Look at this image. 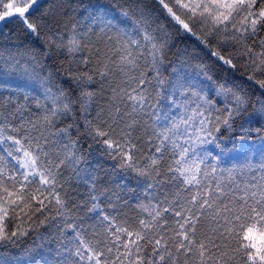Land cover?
Instances as JSON below:
<instances>
[{"label": "snow or ice", "instance_id": "1", "mask_svg": "<svg viewBox=\"0 0 264 264\" xmlns=\"http://www.w3.org/2000/svg\"><path fill=\"white\" fill-rule=\"evenodd\" d=\"M156 2L179 34L195 37L202 50L207 49L222 64L232 69L239 65L246 80L258 86L260 95L255 103L259 107L254 104L253 111L264 117V37L253 39L264 28V5L256 10L259 0ZM39 3L0 0V21L19 19L44 48L42 54L39 49L25 48L11 53L7 61L0 57V73L39 82L43 102L36 98V106L44 110L33 120L29 97L25 96L24 103L9 100L15 107L0 115V145H8L0 152L15 161V165L10 164L0 155V242H15L28 235L37 217L55 208L57 217L65 220L64 232L71 229L74 233L61 245L65 264H264V163L257 167L250 162L247 153L255 146L248 135L238 139L250 142H234L232 151H240L249 161L239 166L249 175L240 182L235 175L237 165L221 167L226 162L222 159L226 148L220 139L221 130H231L236 119L252 115L248 112L252 103L249 93L226 83L217 84L216 96L224 97V107L216 108L207 95H201L205 80L212 79L202 63L193 68L194 75L186 72L180 76L174 68V81L161 79L171 47L170 35L164 30L166 24L153 28L159 17L148 11H122L119 16L123 19L91 12L69 29L59 21L50 25L47 13L33 18ZM197 24L201 25L200 34L195 30ZM53 53L70 57L67 66L62 64L53 71L42 62ZM142 60L148 71H140ZM149 72L154 73L151 78ZM57 77L63 79L58 81ZM65 80L71 82L68 88L64 87ZM153 81L158 95L163 94L167 101L164 107L160 99L152 102ZM93 83L109 95L106 106L89 119L98 96L91 90ZM122 106L130 110L123 111ZM104 112L105 118L99 119ZM68 116L73 119L66 128L33 135ZM15 119L20 120L19 125H14ZM141 120L148 126L143 133L147 137L143 142L150 146L146 154H140L142 137L136 136ZM73 127L78 138L63 146L62 159L60 153L50 159L53 153L48 151V136H68ZM5 128L15 134L5 135ZM81 135L101 145L103 154L115 161L118 169L142 180L145 193L144 201L137 204L140 216L135 224L128 220L120 223L106 215L100 208V197L91 196L94 203L90 211L99 210V225H107L103 233L93 232L91 239L82 235L83 229L67 223V194L61 192L63 182L59 180L62 168H75L84 160L76 154ZM51 143H59V139ZM206 145H215L219 151H209ZM166 152L171 159L165 172L161 165ZM162 185L173 189L164 200L152 192ZM47 220H39V225ZM9 222H15L11 230Z\"/></svg>", "mask_w": 264, "mask_h": 264}, {"label": "trees", "instance_id": "2", "mask_svg": "<svg viewBox=\"0 0 264 264\" xmlns=\"http://www.w3.org/2000/svg\"><path fill=\"white\" fill-rule=\"evenodd\" d=\"M4 2H7V0H4ZM261 5H264V0H259L256 10H259ZM136 8L150 12L154 17H159L156 23L152 25L153 28L157 24L167 25L164 30L170 35L171 47L167 51L164 65L161 68V79L174 81L176 79V76L172 74L174 68L180 76H183L186 72L194 75L193 68L202 63L207 65V73L212 79L211 81L205 80L203 85L205 91L201 92V95H207V98L214 102L216 108L222 109L224 107V97L216 96L215 87L217 84L226 83L230 87L236 86L247 91L251 96L252 103L248 105V112L252 115L236 119L231 130L224 127L220 133V139L226 148L222 157L226 162L221 167L231 168L233 165H237L235 175L238 181L243 182L249 173L246 168L242 172L239 166L249 161L244 159V155L240 151H232L234 142L239 145L240 143L248 144L251 141L255 147L249 149L247 153L250 162L257 167L264 163V140L261 139V137H264V117L253 111L254 104L256 108L259 107L255 103L260 95L258 86L254 87L246 80L239 69V65L237 69H232L222 64L211 57L207 49L202 50V46L198 45L195 37L179 34L177 28L173 27L172 22L165 19L166 13L160 8L156 0H40L38 8L32 13V17L40 19L43 14L47 13V20L50 25L55 26L56 22L59 21L61 26L67 25L70 29L73 24L82 21L91 12L108 13L110 16L123 19L119 16L122 11H130L131 13ZM195 30L200 34L201 25L197 24ZM261 37H264V28H261L259 36L253 39ZM251 42L249 41V43ZM25 48L39 49L41 54L44 51L42 42L29 35L19 19L0 21V57L3 58V61H7L9 55L15 53L17 49ZM256 51H259V49H256ZM193 53L195 55H192ZM70 59L63 53H53L47 60L42 62L55 71L60 69L62 64L67 66ZM3 61H0V63ZM20 62L23 64L24 60ZM3 66L5 69L7 68L6 63ZM80 70L84 71L85 69L81 68ZM140 71H148V65L143 60L141 61ZM152 75L154 73L149 72L150 78ZM61 79L63 78L57 77L58 81ZM201 79H204L203 73H201ZM70 83V81L65 80L64 87L68 88ZM155 84L156 82L153 81V86L150 88L152 102L156 103L157 99H160L161 106L164 107L167 101L163 99V94L158 95ZM185 86L187 87V85ZM165 88L171 91L169 85L166 84ZM91 90L96 91L98 96L93 102L89 119L96 117L97 113L101 111V107L106 106V96L109 95L107 92L100 91L98 83H93ZM25 96L29 97L27 104L33 114L31 118L35 120L38 116H42L44 110L36 106V98L43 102V89L40 87L39 82H30L26 78L15 76L10 77L6 72L0 73V115H7L15 107L14 103L9 105V100H18L24 103ZM230 99L231 97H229ZM122 110L128 111L130 109L122 106ZM77 112H79V106H77ZM106 114V112L102 113L99 119L103 120ZM213 114L227 115L226 112H214ZM27 115L28 113L25 112L26 117ZM72 119L71 116L60 118L55 121L53 127L48 129L41 127L33 135H37L39 131H44L45 134L56 133L59 129L66 128L71 124ZM76 119L82 123V118L79 115ZM13 123L19 125L20 120L15 119ZM146 127L148 126L141 120V127L136 132L137 137H142L140 154H146L150 147L143 142L147 139L146 136H143ZM257 130H259V135H257ZM81 133H83V128H81ZM4 134L13 135L15 133L5 128ZM23 134L21 129V135ZM241 135H248L250 141L248 139L239 141L238 138ZM77 138L75 127L70 130L68 136L62 138L49 135L50 147L48 151L53 153L50 159H56V153H60L62 159L61 149L63 146ZM57 139H59V143H51ZM79 140L80 143L77 146L79 151L76 154L84 157L83 162L75 168L65 166L61 169L59 176V180L63 182L61 192L67 194L65 196L68 209L67 223L75 224L77 230L83 229L82 235L87 236L89 239L92 238L93 232L103 233V229L107 225L103 227L99 225V210L96 212L90 211L94 203L91 196H98L100 197L98 201L100 208L104 210L106 215L117 218L120 223L128 220L130 224H135V220L140 216L137 204L144 201L145 196L142 180H138L132 173H125L123 170L118 169L116 162L103 154L101 145L94 143L83 135L79 137ZM2 147H8V145H0V148ZM204 147L209 151H219V149H215V145ZM152 151L154 152V147H152ZM0 155H4L8 163L15 165V161L7 157L6 153L0 152ZM170 159V154L166 152L161 165L162 171L166 172ZM252 174H255V172ZM93 188H95L94 192L92 191ZM171 191L173 189L169 185H162L152 190L153 194L160 200H164L165 196ZM101 193H104V195H101ZM46 217H48L47 223L40 226L39 220ZM14 226L15 222H9L10 230ZM64 229V218L57 217L56 210L53 208L43 216L37 217L36 226L28 235L20 237L15 242H0V262L2 264H65L66 256L61 245L65 243L67 238L73 237L74 233L71 229L64 232ZM148 251L151 252V249H148ZM181 264H183V261H181Z\"/></svg>", "mask_w": 264, "mask_h": 264}]
</instances>
